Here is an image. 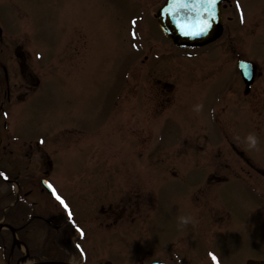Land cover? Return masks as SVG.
Masks as SVG:
<instances>
[{
    "label": "rangeland",
    "instance_id": "374dc122",
    "mask_svg": "<svg viewBox=\"0 0 264 264\" xmlns=\"http://www.w3.org/2000/svg\"><path fill=\"white\" fill-rule=\"evenodd\" d=\"M15 1L27 3L31 43L25 44L26 53L41 79L21 124L30 135L42 136L45 150L53 146L50 150L56 158L49 181L68 206L64 216L70 213L90 233L81 249L82 259L87 264H118L131 248L125 244L130 242L125 232L98 236L88 228L94 212L117 196L113 204H124L138 217L137 229L127 230L142 248L138 264L157 259L166 264H213L209 253L218 264H264V180L255 175L247 182L227 184L209 179L221 172L222 163L232 171L226 145L212 138L218 117L215 91L223 82L216 84L229 77L222 67L233 70L234 58L221 53L225 63L221 67L212 56L217 51L214 44L197 53L202 56L197 59L169 45L153 21L164 0ZM238 1L245 18L244 28L239 23L238 28H254L255 34H262L264 14L257 6L264 0ZM131 20L137 24L133 29ZM131 31L135 38L129 36ZM148 31L143 49L137 54L130 51V45L140 42L137 34ZM74 35L77 57L70 46ZM260 39L255 44H264ZM250 41L245 35L235 37L234 44L261 67L264 55ZM60 51L64 63L58 65ZM75 61L83 70L69 80ZM155 78L172 84L173 90L163 92ZM67 82L77 87L75 97ZM235 86L223 89L220 119L230 116ZM197 104L203 105L199 113L193 111ZM257 117L260 122L255 123V132L251 130L258 145L251 154L264 163V117ZM200 128L209 139L202 140ZM35 161L32 184L40 165ZM29 201L39 209L47 204L39 193ZM32 234L38 239L37 231ZM133 259L129 264H136Z\"/></svg>",
    "mask_w": 264,
    "mask_h": 264
},
{
    "label": "flooded vegetation",
    "instance_id": "af4514ba",
    "mask_svg": "<svg viewBox=\"0 0 264 264\" xmlns=\"http://www.w3.org/2000/svg\"><path fill=\"white\" fill-rule=\"evenodd\" d=\"M229 4L222 6V11L231 8ZM232 13V12H231ZM228 22L233 20L227 17ZM16 25L14 19V5L11 0L0 2V264H17L18 261L25 262L29 258L38 261L40 257L31 250V218H39L42 231L50 229L58 240H66L69 231L64 230L63 221L57 216L56 209H41L39 215H32L30 206L27 204L30 195V172L29 166L33 159H42L39 152L31 142L22 146L15 144L16 117L24 116V112L16 109V100L21 101L28 93H32L38 86V81L30 69L25 54L23 44L16 38ZM244 33L250 38L251 43L255 37V29L248 28L244 31L236 28H224V35L219 39L218 48L220 52H226L235 60L244 58L239 55V46L233 44L234 37H241L238 33ZM264 34V31H263ZM253 62V61H252ZM254 81L246 88L242 81L238 80L237 74H233L235 89H233V104L239 105L240 101H246L247 122L254 124L255 108L264 110V66L258 67L253 63ZM262 68V69H261ZM228 78L217 83V87ZM161 90L169 91L165 83L157 81ZM229 88V87H227ZM226 88V89H227ZM223 89L216 90L218 95ZM250 134L237 131L241 144H247L245 137ZM222 138V130L219 133ZM231 150L236 154L238 161L245 164L249 169H253L251 160L244 154L237 141L230 142ZM24 164L25 170L20 172L19 165ZM230 165H232L230 163ZM229 170L225 163L219 168ZM242 170V168H241ZM47 173V172H46ZM248 173V172H247ZM2 175V176H1ZM237 174H234L236 176ZM21 176V177H20ZM215 180H224L220 175L212 176ZM15 183L18 184V191L15 192ZM126 212L124 206L107 205L100 210L98 219L106 228L113 227L121 222L122 216ZM46 238V237H45ZM25 245L27 252L21 249ZM43 253V252H42ZM57 261L77 264L75 253L68 249L57 257Z\"/></svg>",
    "mask_w": 264,
    "mask_h": 264
},
{
    "label": "water",
    "instance_id": "95a60500",
    "mask_svg": "<svg viewBox=\"0 0 264 264\" xmlns=\"http://www.w3.org/2000/svg\"><path fill=\"white\" fill-rule=\"evenodd\" d=\"M178 0H168L166 5L158 12V24L163 32L178 46H202L217 39L221 34L219 14L220 0H217L214 9L201 11L194 19L192 15L178 9ZM201 23H207V29L202 35H185L184 32H195ZM243 76L250 81L252 74L249 69H243Z\"/></svg>",
    "mask_w": 264,
    "mask_h": 264
},
{
    "label": "snow or ice",
    "instance_id": "6c2138e0",
    "mask_svg": "<svg viewBox=\"0 0 264 264\" xmlns=\"http://www.w3.org/2000/svg\"><path fill=\"white\" fill-rule=\"evenodd\" d=\"M211 3H215V0H210ZM207 29V23H201L199 29L195 32L185 31V35H202L204 31ZM47 187L52 191V195L54 199L59 203V205L64 208L65 212H68V206L65 201L56 193V191L52 188V185L48 184ZM69 220H71V214L69 213ZM210 259L213 261V264H218L217 257L212 253H209Z\"/></svg>",
    "mask_w": 264,
    "mask_h": 264
},
{
    "label": "clouds",
    "instance_id": "9594fccd",
    "mask_svg": "<svg viewBox=\"0 0 264 264\" xmlns=\"http://www.w3.org/2000/svg\"><path fill=\"white\" fill-rule=\"evenodd\" d=\"M203 105L197 104L193 106V111L199 113L202 110ZM245 141L250 149H256L258 145L257 138L254 134H248L245 137Z\"/></svg>",
    "mask_w": 264,
    "mask_h": 264
}]
</instances>
